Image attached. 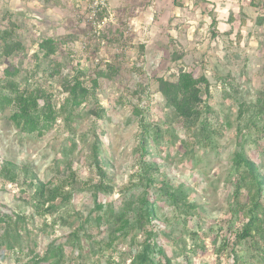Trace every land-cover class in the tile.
I'll use <instances>...</instances> for the list:
<instances>
[{"label":"rangeland","instance_id":"obj_1","mask_svg":"<svg viewBox=\"0 0 264 264\" xmlns=\"http://www.w3.org/2000/svg\"><path fill=\"white\" fill-rule=\"evenodd\" d=\"M88 3L0 0V31L16 25L25 48L0 59V80L5 68H16L19 74L14 80L27 77L60 103L65 76L81 72L88 85L98 73L107 74L97 78L95 96L80 107L81 117L72 130L58 120L42 135H25L9 120L10 108L0 113V162L17 168L15 183L0 180V214H7L17 230L9 239L12 249L0 244V264H33L37 257H47L39 264H53L55 258L47 251L51 248L59 252V264H130L133 236L137 235L139 247L145 237L141 232L130 237L115 232L106 221V209L121 212L122 203L142 189L137 176L141 131L135 109L162 129L160 137L151 139L152 154L147 156L160 167L156 179L173 187L182 185L186 202L196 205L187 213L177 211L160 199L156 189L152 191L158 220L154 230L160 231L163 250L156 260L161 264H264V245L259 249L251 239L235 238L245 220L233 200L232 165L242 143L264 176V153L237 121L238 102L253 104L264 91V0H106L96 16L99 35ZM47 38L60 47L53 59L62 66L55 68L53 77L54 64L44 58H40L41 70L33 74L32 56L37 44ZM174 51L183 55L177 62L171 59ZM203 65L210 83L208 103L215 111L211 123L221 129L209 148L195 146L182 122L165 114L155 82L157 77L170 78L180 68L198 75ZM90 108L104 111L94 126L93 117L86 114ZM260 123L264 127V115ZM94 136L107 163L110 182H105L113 188L96 197L93 185L99 178L88 159ZM260 141L263 144L264 138ZM72 173L76 184L71 200L37 215L31 183H56ZM241 193L242 205L246 192ZM96 204L105 209L96 211Z\"/></svg>","mask_w":264,"mask_h":264},{"label":"trees","instance_id":"obj_2","mask_svg":"<svg viewBox=\"0 0 264 264\" xmlns=\"http://www.w3.org/2000/svg\"><path fill=\"white\" fill-rule=\"evenodd\" d=\"M216 20L213 18L211 26H216ZM215 34V33H213ZM215 36H213L214 38ZM37 52L33 54L35 59L36 74L41 70L40 58L48 59L52 65L50 77L56 72L55 68H61V64L56 63L53 59L59 52L55 39H42L37 44ZM25 48L16 32V25L0 31V59L10 58L16 54L23 53ZM183 55L174 51L172 61L177 62L182 59ZM198 75L180 68L176 74H171L170 78L157 77L155 82L157 91L163 99V111L165 114L174 116L175 119L182 122V127L187 131L194 145L199 148H209L216 142V137L221 136V129L212 125L211 119L215 111L209 105L210 83L205 75V67L202 66ZM19 74V70L5 68L4 77L0 80V113L10 108L12 111L9 120L13 123L16 130L25 135H42L52 127L57 125L61 120L68 130H72L73 123L77 122L81 115L79 109L88 100L95 96L98 88V77L107 76L100 72L98 77L90 84L82 79L84 74L77 72L73 76H65L60 84L61 99L60 103L54 101L53 94L47 89L37 84H30L29 78L24 77L22 81L14 80ZM237 94V91L235 92ZM238 102V99L235 101ZM139 117V127L141 135L139 138L138 148L140 153L139 170L137 172L140 178L139 184L142 189L138 195L132 196L126 202L122 203V211L115 212L112 207H106L109 225L124 237H130L133 232H141L145 237L144 243L140 246L137 243V235L132 238L131 262L130 264H161L156 260V256H163V250L159 245L160 231L154 230L158 220L156 216V207L152 191L157 190L161 200L169 202L177 211L185 213L196 209L194 203L188 201V195L185 193L183 186L173 187L166 182H158L156 174L160 171L158 164L147 160L151 156V139L160 137L162 129L158 124H152L142 117L139 110H134ZM237 121L244 129L251 133L254 138L253 143L264 153V143L260 140L264 138V127L260 121L264 115V91L261 92L255 103L247 105L245 102H238ZM88 117H93V126L103 118V108H90L86 113ZM240 128V126L238 127ZM169 132V131H167ZM172 138L177 136L171 134ZM91 144L88 159L93 172L98 176L99 181L93 185L94 197L101 193L113 191L110 182L106 162L102 158L101 144L99 138L94 136ZM239 150L234 154L232 165L235 173V190L233 200L235 208H240L243 212L244 222L235 238L238 240L251 239L257 248L264 245V176L261 174L259 167L251 161L244 149V144L238 143ZM16 166L0 162V180L15 183L17 180ZM76 184L75 173L69 174L63 180L56 183L43 185L40 182L31 183L33 188L32 201L33 208L37 215L43 216L50 213L55 208L66 205L71 200L73 188ZM242 191H245V201L241 205ZM96 211H102L105 206L96 204ZM127 215V216H126ZM99 222V219H98ZM4 227H2L3 225ZM0 244L6 243L8 249L13 247L9 239L13 238V233H17L7 214H0ZM112 232V234L114 233ZM136 233V234H137ZM15 240V238H14ZM50 256L55 258L53 264H59V252L52 248L48 249ZM258 257V255H256ZM47 257L36 258L33 264L44 262Z\"/></svg>","mask_w":264,"mask_h":264},{"label":"built area","instance_id":"obj_3","mask_svg":"<svg viewBox=\"0 0 264 264\" xmlns=\"http://www.w3.org/2000/svg\"><path fill=\"white\" fill-rule=\"evenodd\" d=\"M105 1L106 0H89V3L87 5V9L90 14V19L92 20V24L96 29L95 32H97V30L100 29V24L97 22L96 16L99 13V11L106 6ZM97 34L99 35L98 32Z\"/></svg>","mask_w":264,"mask_h":264}]
</instances>
